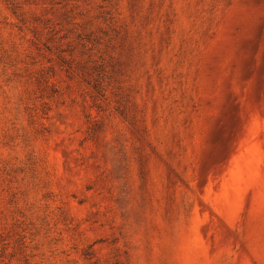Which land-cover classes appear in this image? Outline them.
I'll return each mask as SVG.
<instances>
[{
	"label": "rangeland",
	"instance_id": "obj_1",
	"mask_svg": "<svg viewBox=\"0 0 264 264\" xmlns=\"http://www.w3.org/2000/svg\"><path fill=\"white\" fill-rule=\"evenodd\" d=\"M0 264H264V0H0Z\"/></svg>",
	"mask_w": 264,
	"mask_h": 264
}]
</instances>
